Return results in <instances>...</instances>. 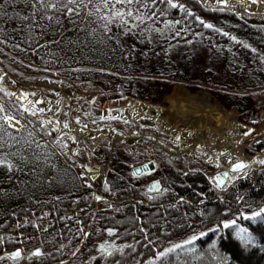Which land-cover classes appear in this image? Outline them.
Here are the masks:
<instances>
[{
    "label": "trees",
    "instance_id": "trees-1",
    "mask_svg": "<svg viewBox=\"0 0 264 264\" xmlns=\"http://www.w3.org/2000/svg\"><path fill=\"white\" fill-rule=\"evenodd\" d=\"M181 2L192 9L194 16L222 31L203 27L194 16L186 17L179 9H168L165 15L155 18L153 28H159V32L119 37L117 42L115 38L107 39L98 24L83 14L75 24L66 20L60 25L40 21L43 28L29 29L25 26L29 21L21 19L29 14L24 3L15 2L13 7L14 0H9L0 9V64L4 70L0 74H8L15 83L4 84L17 92L38 87L44 80L62 81L64 87L77 91L78 95L69 100L75 106L95 95L94 106L100 109L111 102L125 105L129 97L157 105L165 88L183 84L192 92L208 89L225 111L237 114L242 124L257 128L254 114L259 106L264 107V18L245 21L234 13L198 5L196 0ZM176 20L180 23L168 24ZM178 30L179 37L175 35ZM112 35H118L115 29ZM184 43H192L194 50H181ZM16 44L21 48L14 47ZM14 102L15 97L8 98L0 92V103L15 114ZM17 118L26 124L19 132L7 129L15 141L0 132V143L4 144L0 154L16 153L27 159L17 161L22 171L9 174L0 168V189L10 193L8 197L0 196V236L6 240L12 237L0 247L12 251L41 246L52 253L46 264H58V260L76 252L66 264H88L99 244L108 241L134 245L125 249L126 260L148 264L156 259L154 253L182 244L196 234V241L175 250L163 264H177V254L182 264H264V213L260 218H251L253 212L264 207V165L221 189L213 179L212 168L195 155L173 157L140 141L120 142L102 135L90 142L95 150L91 159L89 155L83 157V163L99 168L98 178L88 188L79 177L82 169L76 166L77 161L74 164L69 154L60 156L52 138L41 132L36 117L21 110ZM112 120L106 119L94 128L115 129L124 123V119ZM149 161L156 164L151 176L168 192L149 193L151 179L132 176L135 166ZM105 178L112 184V192H104ZM93 192L104 195L113 208L95 201ZM150 195L155 199L150 200ZM40 216L42 221L37 220ZM65 216L72 219H63ZM25 219L41 223L47 231L25 224ZM76 219L86 226L100 227L101 231L80 239L75 232ZM225 219H234L236 224L224 228ZM18 222L21 227H17ZM105 227H116L117 236L108 237ZM241 228L248 229L250 242L240 239ZM86 230L91 232L92 228ZM200 232L204 235L200 236ZM157 264L161 261L157 260Z\"/></svg>",
    "mask_w": 264,
    "mask_h": 264
},
{
    "label": "snow or ice",
    "instance_id": "snow-or-ice-1",
    "mask_svg": "<svg viewBox=\"0 0 264 264\" xmlns=\"http://www.w3.org/2000/svg\"><path fill=\"white\" fill-rule=\"evenodd\" d=\"M9 0H4V4H0V9H3L5 5H7ZM15 2H23L25 8L28 10L27 15L21 17L23 21H29L25 26L29 29L40 26L43 28L44 25L40 23V21H48L49 23L55 22L60 25L62 20H66L69 23L75 24L76 18L82 16L86 18H91L93 22L98 24L100 31L106 36L107 39L112 40L116 39L119 42V37H131V36H143V33L146 31H156L159 32V28H153V24L155 23V18L157 15H165L168 9H179L181 12L185 14L186 17L194 16V13L191 8L186 6V3L181 2V0H14V3L11 5L15 7ZM197 4H201L207 6V0H196ZM252 5H264V0H250ZM217 5H222L223 9L235 8L236 5H240L245 9V12H248L247 4L249 0H236V4H231L230 0H215ZM7 15V13H5ZM194 19L199 21L200 24L208 29H214L217 32H221L222 30L219 28H215L213 24L207 23L201 17L194 16ZM172 23L179 24L180 21H168V24ZM116 30L117 36H113V30ZM2 31V29H0ZM96 30L94 29L93 32ZM187 31V29H184ZM175 35L179 37L181 32L176 31ZM223 35L228 36L229 33L223 32ZM232 40H237V37L232 36ZM239 43L243 44V41ZM246 47L251 48V45H245ZM17 49L21 48L20 44L14 45ZM24 50V49H21ZM252 52H256L257 49L251 48ZM264 59V56L261 57ZM20 63H23L21 60ZM32 65H29L31 67ZM87 69H73V71H86ZM44 71H49L48 68H45ZM103 71V69H100ZM14 84L15 81H12ZM55 83H62V81H55ZM0 92L4 93V95L8 98L15 97V102L12 104V108L15 109V114L12 111L6 109L3 103H0V132H3L4 135L8 136L9 140L15 141V136L12 132H9L7 129H14L16 132L21 131L20 127H17L21 124V120L17 118V115L21 112L30 115L31 117L37 118V123L40 127L41 132L44 135H47L52 138L53 145L61 152L62 155L68 156L71 153L72 157H78L82 154V151L79 147H70L71 145H77L79 142L77 141V137L73 135L74 129L71 127V122L67 119H62L57 116V112L59 109L45 108L44 106H37V103L40 105H45L46 103H50V101L46 102L44 100H40L39 102L30 99V97L36 96L35 92H28L21 90L19 93L10 91L4 84V75L0 74ZM19 104V108H16V104ZM61 101H57L59 105ZM94 103V101L92 102ZM52 112V116L46 117L43 114L45 111ZM119 111V110H117ZM39 114V115H38ZM67 116V113L63 114ZM86 115H91V113H86ZM119 116H112L111 110H109L108 115H101L99 119L104 121L106 119H121ZM125 123H128L127 120H124ZM255 122V121H254ZM75 123L80 125L79 131L83 132L87 129V124H84L81 120L80 116L75 117ZM92 123H96V121H92ZM115 131V129H112ZM251 130H248L244 133V135H248ZM55 133V135H53ZM29 137L33 136L32 132L28 133ZM189 135H192L189 132ZM89 139L94 140L95 137H89ZM180 136L177 135L175 137L176 141H180ZM18 142V141H17ZM32 142V141H29ZM4 147L3 143H0V148ZM8 147L11 148L12 144L8 143ZM47 147V145H44ZM199 148V146H198ZM94 148L89 152V159L94 154ZM223 155V153L221 154ZM230 155V154H229ZM12 157H16L13 159ZM27 158L23 155L17 156L16 153H4L0 154V168L6 169L9 174L14 171H22L20 164L17 162L24 161ZM47 160V157H45ZM219 160V156L217 157V161ZM259 164L264 165V159H260L257 161ZM73 163L75 164V159H73ZM229 164L231 165V171L233 173H241L243 174L246 169L249 168V165L246 164L243 160L237 158L235 163H232L229 160ZM219 163H217V167H219ZM82 171L79 173V177L82 179L83 185L92 188L93 184L91 181H95L99 175V168L91 166L89 163H82L79 165ZM136 171L132 172V176H136ZM224 177L228 179H232L233 177L229 176V173L225 171L223 173ZM217 187H220L223 183V180L220 177H216ZM103 190L104 192H112L113 186L110 181L105 178L103 180ZM169 189L167 187H161L160 181H155L149 188L148 192H168ZM0 196L8 197L10 193L0 189ZM91 196L97 202H104L108 208L112 209L113 204L108 202L105 199V196L102 194H96L95 192L91 193ZM31 199V198H30ZM59 200V197H56ZM87 199V197H85ZM149 199H155L153 196H149ZM181 202L182 198H181ZM38 203V201H37ZM79 203V201H76ZM115 211H119V208H115ZM264 213V207H260L258 212H253L251 218L256 219L260 218L261 214ZM48 213H44L43 215H47ZM12 215H16L15 212ZM34 215V213H33ZM95 215V214H93ZM245 219H249V217L245 216ZM43 216L37 218L38 221H42ZM63 219H72V217H63ZM25 224L31 223L32 226L40 231H47L46 227L39 222H32L28 219H25ZM75 224L77 225L75 232L80 237V239H87L93 233H99L101 231L100 227H92V225H85L84 221L80 219L75 220ZM236 221L234 219H225L223 221V227L229 228L232 225H235ZM22 225L18 222L17 227H21ZM86 227L92 228V231L86 230ZM219 227V225H217ZM108 235V237L117 236L118 229L116 227H105L103 228ZM140 231L144 234L143 227H140ZM132 234V233H128ZM200 236L204 235V232L199 233ZM23 237V233L20 234ZM239 236L242 241L248 243L251 241V234L248 232V229L241 228L239 230ZM31 239V237H29ZM12 240V237H8L7 240L4 236H0V245L8 243ZM197 240V235L193 234L188 239L184 240L182 244H173L169 248H165L163 251H159L154 253L156 259L150 260L148 264H157V260L163 261L166 260L171 253H173L177 249H183V245H190L194 241ZM20 243H23V239L19 240ZM151 242V241H150ZM43 243V242H41ZM64 245L61 244L60 248H63ZM132 244H124L117 245L115 243H110L105 241L104 243L99 244V247L96 248V254L91 255L88 261V264H100V261H103L104 264H131V262L127 261L125 258V249L133 248ZM59 251V249H57ZM79 251V249H77ZM72 256H76V252L71 253ZM52 257V253L46 251L41 246L33 245L31 248L25 250L23 248H15V250L8 251L2 247H0V264H8V262H12V264H21L23 261L24 264H46L49 258ZM58 264H66L64 260H58ZM136 264H139L137 261ZM177 264H182L179 258V254H177Z\"/></svg>",
    "mask_w": 264,
    "mask_h": 264
},
{
    "label": "rangeland",
    "instance_id": "rangeland-1",
    "mask_svg": "<svg viewBox=\"0 0 264 264\" xmlns=\"http://www.w3.org/2000/svg\"><path fill=\"white\" fill-rule=\"evenodd\" d=\"M235 1L236 0H230V3ZM206 7L208 8L212 7L215 9L223 8L222 5H217L215 3V0H207ZM246 7L248 9V12L235 11V13L247 19L264 18V5H252L249 0V3L247 4ZM182 47L185 48L184 49L185 51L194 50L192 43L182 44V46L180 47L181 50L183 49ZM188 56L190 55L188 54ZM0 71H4L1 64H0ZM4 81L8 83V85H10L12 84L13 80L8 74H6L4 76ZM176 85L178 84L165 88L162 100L160 104L157 105L161 107L165 106L164 98L166 93L170 88ZM183 86L186 87L185 85ZM34 90L35 88H29V89H24L23 91L35 92V93L37 92L36 96L30 97V99L34 101H37L38 99H42L46 102L50 101V103H47L49 105L48 108H52L54 110L59 109V111L56 113L57 116L62 119H67L71 122V127L74 129V132L72 134L77 137V141L79 143L77 145L70 144V147H79L82 151V154L80 156L74 157L78 160L76 165L78 166V168H80L79 165L83 163V160L86 159L83 157L85 155H89L90 150L93 149L92 145H90L92 139H89V137H98L108 134L112 139H115V141H120V142L134 143L140 141V143L144 145H149L151 147L153 146L156 148L160 144L162 145V148H160V150L171 154L173 157H179V156L184 157V156L195 155L196 157L202 159L203 164L205 166L212 168L214 172L213 178L216 177V174L222 170L225 169L231 170V165L229 164V160H231L232 163H235L237 158L240 159L238 155L253 156L255 155L257 148L264 144V107L263 106H259V108L255 111L254 114V120L259 123V126L257 128H254V130L251 131V133L245 135L243 138L239 140L235 131H233L230 128L218 126L216 123H210L209 126L210 129L203 131L195 130L189 124L191 119H193L192 118L193 115L185 118V121H183L184 123L180 125L179 128L169 131L165 127H161V123L158 119L160 116L162 117L163 114H161L159 111H155L152 108H149L146 105L143 108V111H141L142 113H140L139 111H137L138 109L136 108L138 106L132 105V102L140 103V101L135 98L132 99V97L127 99V103L123 105L127 107L124 111H120V110L117 111L118 109H116V107L118 103L115 102L107 103L106 106L101 109L95 107L94 103H92L96 99L95 95L89 96L87 100L75 106L74 102L72 103L69 100L75 97L76 95H78L77 91H73L70 88H66L61 83H52L48 80H44L40 82L36 91ZM198 91H206L210 96L212 102L215 105H217L226 116H228L230 121L236 120L239 124H242L239 121L237 114H232L230 112L225 111L221 107L219 102L214 101L208 89H201ZM198 91L195 92L190 91V92L196 93ZM17 92L19 93L20 91L18 90ZM57 101H61V103L58 105ZM109 110H111L112 116L122 117L121 119L127 120L128 123L125 122L119 123L120 125H118L115 128V131L109 128H102V127L98 129L94 128L95 126L97 127L100 122L103 123V121H101L99 117L101 115H108ZM64 113H67V116H64L63 115ZM86 113H91V115L90 116L86 115ZM43 115L50 118L52 116V112L47 111V113H44ZM76 116H80L83 123L87 124L88 126L87 129H85L83 132L79 131L80 125H77L75 123ZM93 120L96 121V123H92ZM115 123L118 122L115 121ZM18 127L21 128L22 127L21 124L18 125ZM191 130H195V131L192 133ZM189 132H191L192 135H189ZM177 135L180 136L181 138L180 141L175 140V137ZM228 141L232 142L233 145L232 146L228 145L227 143ZM236 143L237 146H234V144ZM240 147L243 149V151H241L242 149H240ZM58 153L62 157L60 151H58ZM222 153L223 155H221ZM69 155L70 157H72L71 153H69ZM218 156H219V160L217 161ZM217 163H219L220 165L219 167H217ZM262 166L263 165H261L258 168L246 169L245 174H243L242 176H239L238 173H235L232 176L233 177L231 179L232 182L227 186H225V188L226 189L229 188L235 181L245 178L253 171L258 170ZM142 178H150L151 179L149 182L150 184L153 183L155 180H158L152 177L151 175H147Z\"/></svg>",
    "mask_w": 264,
    "mask_h": 264
},
{
    "label": "bare ground",
    "instance_id": "bare-ground-1",
    "mask_svg": "<svg viewBox=\"0 0 264 264\" xmlns=\"http://www.w3.org/2000/svg\"><path fill=\"white\" fill-rule=\"evenodd\" d=\"M231 4H236V1ZM232 10L238 12L245 11L240 5H236ZM164 99L165 106H162L159 111L163 116H160L158 119L161 123V127H165L169 131L179 128V126L184 123L183 121H185V118L193 115V119H191L189 124L197 131L210 129V123H216L218 126L230 128L235 131L239 140L245 136L244 133L247 129L245 130V127L236 120L230 121L228 116L212 102L206 91L191 93L186 87L178 84L168 90ZM132 105L138 106L136 108L140 113H142L141 111H143L145 107L143 103L132 102ZM227 143L228 145H233L232 142L228 141ZM234 146H237V143L234 144ZM240 149L242 148L240 147ZM241 151H243V149ZM238 156L249 164L248 169L258 168L261 164L257 161L264 159V145L259 146L253 156ZM243 174H245V172ZM243 174L238 173L239 176Z\"/></svg>",
    "mask_w": 264,
    "mask_h": 264
},
{
    "label": "water",
    "instance_id": "water-1",
    "mask_svg": "<svg viewBox=\"0 0 264 264\" xmlns=\"http://www.w3.org/2000/svg\"><path fill=\"white\" fill-rule=\"evenodd\" d=\"M148 107H150V108H152V109H154V110H156V111H160V108H161V106H158V105H154V104H146ZM38 106H44L46 109L48 108V104L46 103L45 105H40L39 103H38ZM122 110L123 109H125V107H122L121 108ZM45 112H47V110L45 111ZM243 127H245L246 129H247V131L248 130H251V131H253V129L252 128H249V127H247V126H245V125H243V124H241ZM191 132H193V130H191ZM246 164H248L247 162H245ZM249 165V164H248ZM156 170V165H155V163L153 162V161H151V162H149V163H146V164H143V165H140V166H137V167H135L134 168V170L133 171H136V177H144V176H146V175H150V174H152L154 171ZM225 171H227L228 173H229V176H233L235 173H233L231 170H229V169H225V170H222L221 172H219L218 174H217V177H220L222 180H223V183L221 184V186L222 187H224L225 185H227V184H230V179H228L227 177H224L223 176V173L225 172ZM156 181H159V180H156ZM155 182V181H154ZM153 182V183H154ZM153 183H151L150 185H149V187L153 184ZM161 184V183H160ZM73 256H70L69 258H67V259H65L64 261L65 262H67V261H69L71 258H72Z\"/></svg>",
    "mask_w": 264,
    "mask_h": 264
}]
</instances>
